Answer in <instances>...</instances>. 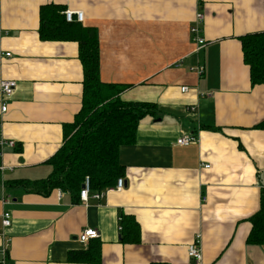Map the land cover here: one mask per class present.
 Returning a JSON list of instances; mask_svg holds the SVG:
<instances>
[{"label": "crops", "instance_id": "0c3cea01", "mask_svg": "<svg viewBox=\"0 0 264 264\" xmlns=\"http://www.w3.org/2000/svg\"><path fill=\"white\" fill-rule=\"evenodd\" d=\"M49 4L83 12L81 24L98 31L101 80L127 85L123 100L158 111L141 121L134 144L109 154L125 167L121 192L101 200L93 192L76 204L59 190L7 192L11 203L0 202V247L3 232L11 239L6 264H72L68 253L89 246L79 239L85 229L99 233L100 264H195L187 252L198 234L202 264H264V246L247 242L264 192V84L251 83L241 45L264 32V0H0V84L17 83L4 115L0 93L2 132L15 142L0 156V197L5 181L52 172L63 125L82 105L78 43L39 36ZM198 14L207 45L196 53ZM192 66H203L204 76ZM184 134L197 142L176 146ZM5 212L12 224L4 231ZM123 215L137 221L140 244L121 243Z\"/></svg>", "mask_w": 264, "mask_h": 264}, {"label": "trees", "instance_id": "16d2710c", "mask_svg": "<svg viewBox=\"0 0 264 264\" xmlns=\"http://www.w3.org/2000/svg\"><path fill=\"white\" fill-rule=\"evenodd\" d=\"M66 8L60 4L41 9L39 36L43 41L77 42L78 58L83 68L82 105L71 123L63 125V143L48 161L52 172L38 180H9L4 182L8 192L22 189L42 196L54 191L70 193L72 202L79 203L80 192L89 177L92 192L114 187L124 176L125 167L110 158L115 146H128L137 141L138 128L145 117H155L157 105L129 102L121 98L127 85L105 83L100 77V47L98 31L81 23H68ZM244 63L250 69L253 85L264 84V32L241 38ZM258 128L264 130V121ZM21 151V149H18ZM0 172V184L1 183ZM252 229L247 242L264 246V192L260 210L251 218ZM122 244H140V227L132 215L120 221ZM103 243L92 239L85 251L68 253V263L100 264Z\"/></svg>", "mask_w": 264, "mask_h": 264}, {"label": "built area", "instance_id": "2783aa9c", "mask_svg": "<svg viewBox=\"0 0 264 264\" xmlns=\"http://www.w3.org/2000/svg\"><path fill=\"white\" fill-rule=\"evenodd\" d=\"M64 17L68 23H83L84 20V13L81 11H70L66 10L63 12ZM197 18V26L193 27L191 29V34L194 36V41L197 44L195 52L198 53L200 50H202L204 47H206V40L202 37V29H201V24L202 21L204 20V15L203 14H198L196 16ZM11 54L7 53L5 54V57H10ZM179 64L176 65L178 67ZM190 72H193L197 75L198 78H202L205 73V69L203 66H192L189 68ZM17 87V83L12 80H4L0 84V93L2 96V99H7L12 96L14 90ZM189 88L185 87L182 88V92H187ZM203 97V95H202ZM190 112L196 113L198 108L197 106H191L189 108ZM8 111V105L6 104L5 100L2 102V107H1V114L4 115ZM2 127H3V119L0 120V156L3 155V149L5 147H15V142L14 141H9L5 138L2 132ZM197 142V137L193 134H184L180 136L176 140V146L179 147H189L192 144ZM205 168H209V166H205ZM124 187V179H118L116 185L114 187L108 188L105 190V193L98 192L94 195V197L97 200H101L105 195H107L109 192H121ZM3 189V195L0 197V202L3 205H9L11 203V196L7 193L5 187H2ZM93 193L91 191V184H90V179L89 177L85 178V181L83 183L81 192H80V200L82 202H87L90 194ZM11 214L9 212H5L2 215V227L3 230L5 231L6 229L11 227ZM121 230V229H120ZM99 237V233L94 230V229H85L82 231L79 239L80 242L83 244H88L90 240L96 239ZM11 244V239L3 232L2 233V245L0 247V259L1 262L0 264H6V256H7V251L8 248L10 247ZM188 257L190 260H192L195 264H202L203 262V249H202V236L201 234H198L193 242L189 245L188 247Z\"/></svg>", "mask_w": 264, "mask_h": 264}, {"label": "rangeland", "instance_id": "374dc122", "mask_svg": "<svg viewBox=\"0 0 264 264\" xmlns=\"http://www.w3.org/2000/svg\"><path fill=\"white\" fill-rule=\"evenodd\" d=\"M183 88H185V87H183ZM188 91H189V90H188ZM188 91H187V92H188ZM184 93H185V92H184Z\"/></svg>", "mask_w": 264, "mask_h": 264}]
</instances>
